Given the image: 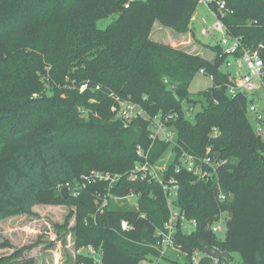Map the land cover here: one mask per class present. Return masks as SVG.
Returning <instances> with one entry per match:
<instances>
[{
    "label": "trees",
    "instance_id": "trees-1",
    "mask_svg": "<svg viewBox=\"0 0 264 264\" xmlns=\"http://www.w3.org/2000/svg\"><path fill=\"white\" fill-rule=\"evenodd\" d=\"M198 1L0 0V220L29 213L37 204H70L76 248L93 247L99 264L152 262L158 253L149 244L169 216L159 183L123 176L109 189L92 182L68 198L57 184L95 169L123 174L141 161L137 145L151 146L152 162L170 149L165 178L178 186L174 204L195 221L190 232L179 229L174 235L175 245L187 253L184 264H212L204 255L210 246L227 250L231 261V252H237L242 264H264V139L247 116L252 99L228 95V73L221 67L226 55L218 43L206 45L214 53L209 59L189 46L150 37L155 22L190 31ZM224 1L228 32L264 61V0ZM115 13L105 28L97 26ZM200 69L212 75V86L201 92L204 104L190 121L183 101L197 102L189 86ZM117 99L132 100L150 118L175 114L170 124L176 145L152 142L147 118L127 125L115 119ZM207 150L225 161L213 178L175 172L181 152L202 156ZM131 193L137 197L134 207L112 199ZM224 213L227 232L218 239L211 225ZM122 220L132 229L122 230ZM32 247L0 255V264H35L24 257ZM198 251L195 263L191 256ZM174 263L167 256L156 264ZM75 264L95 261L85 252Z\"/></svg>",
    "mask_w": 264,
    "mask_h": 264
},
{
    "label": "built area",
    "instance_id": "built-area-1",
    "mask_svg": "<svg viewBox=\"0 0 264 264\" xmlns=\"http://www.w3.org/2000/svg\"><path fill=\"white\" fill-rule=\"evenodd\" d=\"M208 5L211 14L213 15L215 22L213 29L215 33L220 34L217 39V43L220 45L222 52L226 55L224 66L225 72L228 73V83H226L227 93L230 96H235L238 93L247 94L252 101L247 107V113L253 114V128L257 135L264 139V110L259 111L257 105L254 103V94L258 91L264 93V61L256 51H252L244 47L241 43L239 36L230 34L226 25L223 22V18L229 12L224 0H218L215 5L209 4L208 0H201ZM127 6V5H126ZM203 35L208 36V30L203 31ZM236 63V67L232 65V62ZM200 74H205L204 69L199 70ZM212 79V75H208ZM86 84L81 86L80 90H83ZM98 88V87H96ZM251 96V97H250ZM146 112L135 102L130 99H117V110L114 116L115 119L121 120L125 125L131 122L134 118L144 117L149 119L150 124V139L152 142L160 140L166 143L176 145V131L170 124V121L175 117V114H166L161 117L159 114L149 117ZM144 149L140 145L136 146V153L140 157L141 161L135 163L134 167L125 173H109L91 170L89 173L82 175V180H75L73 182H65L57 184V188L60 191L62 187H66L69 192V196L77 197L80 190L85 188L87 184L92 182H105L108 187L111 188L118 182L121 177L126 176L130 180L135 179H148L159 183L166 196L167 206L169 210V216L164 221L162 227L158 228L154 232V242L149 246L158 253V258L154 257L152 262L145 261L147 264H156L164 257L173 256L183 257L187 256V253L182 251L175 245L174 235L179 230H187V233L194 227V220H187L182 211H180L174 204L176 200L177 184L172 178H165L166 162L160 158L156 162L148 160L149 151ZM173 154V153H172ZM173 159V157L169 156ZM179 163L175 166V172L186 170L187 172L194 173L198 178L203 180H209L216 175L217 169L225 162L222 159L211 156L208 150L202 156H196L187 152H181L178 157ZM129 196H135L133 193ZM218 198L223 200L224 194L219 193ZM106 203V198L103 199L102 205ZM220 220V218L218 219ZM217 220V221H218ZM189 225L192 228H189ZM122 230H130L132 226L126 221L120 222ZM212 232L216 233L220 231V227L215 225V222L211 225ZM95 261V264H99L98 253L93 247L87 246L85 248ZM193 262L195 260L194 254L191 256Z\"/></svg>",
    "mask_w": 264,
    "mask_h": 264
},
{
    "label": "rangeland",
    "instance_id": "rangeland-1",
    "mask_svg": "<svg viewBox=\"0 0 264 264\" xmlns=\"http://www.w3.org/2000/svg\"><path fill=\"white\" fill-rule=\"evenodd\" d=\"M116 16L117 14L115 13L99 19L97 26L105 28ZM214 22L215 19L208 5L199 0L189 24L190 31L184 33L176 32L159 22H155L154 26H152V36L157 41L166 42L172 46L189 45L194 52L211 59L214 53L206 45L216 44L217 39L220 37V34L215 33L213 29ZM206 29L209 32L208 36L203 35V31ZM232 65L236 67L234 61ZM221 67L223 70L226 69L224 64ZM211 86L212 80L209 76L200 73L195 75L189 86V97L197 100V102L189 104L187 101H183L185 115L190 121L194 120V115L201 110L202 104H204L201 92ZM254 97V103L257 105L259 111L264 110V93L258 91L254 94ZM247 116L251 123L254 124L253 114L248 112ZM172 153L170 149L167 150L161 157L163 162L170 161L171 158L169 156L173 157ZM77 180L81 181L82 178ZM136 198V196H129L124 200H119L112 197L119 205L126 204L128 207L137 205ZM74 209L75 207L70 204H37L29 213L0 220V255H8L18 248L33 245L30 250L24 251V257L34 259L35 264H75L76 257L88 251L85 249L86 247H75L74 235L71 230L75 223V217L71 213ZM226 217L227 213H224L220 217V220L215 222V225L220 227V231L215 233L218 239H224L226 236ZM65 221H67L66 226H62ZM189 228L191 229L192 226L189 225ZM201 255L200 251L195 252V260H198ZM230 255L232 257L231 264H242L237 252H231ZM169 257L174 258L177 262L174 264H184L185 262V258L182 255L176 257L170 254ZM141 264L147 263L142 262Z\"/></svg>",
    "mask_w": 264,
    "mask_h": 264
},
{
    "label": "water",
    "instance_id": "water-1",
    "mask_svg": "<svg viewBox=\"0 0 264 264\" xmlns=\"http://www.w3.org/2000/svg\"><path fill=\"white\" fill-rule=\"evenodd\" d=\"M59 193L63 198L69 197V192H68V189L66 187H62L61 190L59 191ZM184 233H187V230H184ZM204 255L209 257L212 260V264H217V262L220 259H224L227 264L231 263V259H230L228 251L227 250H221L216 246L205 247L204 248Z\"/></svg>",
    "mask_w": 264,
    "mask_h": 264
},
{
    "label": "crops",
    "instance_id": "crops-1",
    "mask_svg": "<svg viewBox=\"0 0 264 264\" xmlns=\"http://www.w3.org/2000/svg\"><path fill=\"white\" fill-rule=\"evenodd\" d=\"M154 26V25H153ZM150 37L153 39V40H156L157 41V39H155V38H153V36H152V29H151V32H150ZM164 43H166V42H164ZM169 44V43H168ZM187 46H189V45H185V46H179V47H187ZM192 49V48H191ZM193 51V50H192Z\"/></svg>",
    "mask_w": 264,
    "mask_h": 264
}]
</instances>
